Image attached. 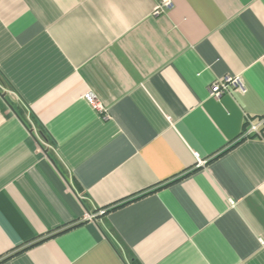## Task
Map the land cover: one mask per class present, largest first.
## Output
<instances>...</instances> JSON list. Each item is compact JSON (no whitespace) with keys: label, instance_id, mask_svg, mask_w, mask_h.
Masks as SVG:
<instances>
[{"label":"crops","instance_id":"obj_1","mask_svg":"<svg viewBox=\"0 0 264 264\" xmlns=\"http://www.w3.org/2000/svg\"><path fill=\"white\" fill-rule=\"evenodd\" d=\"M161 1L0 0V264H264V0Z\"/></svg>","mask_w":264,"mask_h":264},{"label":"built area","instance_id":"obj_2","mask_svg":"<svg viewBox=\"0 0 264 264\" xmlns=\"http://www.w3.org/2000/svg\"><path fill=\"white\" fill-rule=\"evenodd\" d=\"M172 6V0H162L160 3L156 4L154 9V16H161ZM248 89L246 87L245 81L242 76H223L219 78L212 84L209 90L210 97L215 99H220L226 93H238L245 95ZM86 101L92 105L96 110L104 113L106 117H110L108 112L97 102L96 97L92 94H87L85 96ZM254 133H258V126L250 124L248 130H246V136H251ZM205 165L204 162L200 163V166ZM101 213H104L102 211ZM91 221H96V216L90 214L88 217Z\"/></svg>","mask_w":264,"mask_h":264},{"label":"trees","instance_id":"obj_3","mask_svg":"<svg viewBox=\"0 0 264 264\" xmlns=\"http://www.w3.org/2000/svg\"><path fill=\"white\" fill-rule=\"evenodd\" d=\"M37 244H38V243H37ZM35 245H36V244H34V245H30V246H29V247H27V248H31V247H33V246H35ZM27 248H26V249H27Z\"/></svg>","mask_w":264,"mask_h":264}]
</instances>
